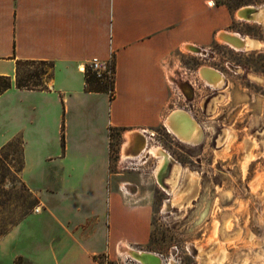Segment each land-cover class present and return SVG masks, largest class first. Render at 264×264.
I'll return each mask as SVG.
<instances>
[{"label":"crops","instance_id":"crops-1","mask_svg":"<svg viewBox=\"0 0 264 264\" xmlns=\"http://www.w3.org/2000/svg\"><path fill=\"white\" fill-rule=\"evenodd\" d=\"M233 18L216 0H0V76L11 80L0 150L19 142L17 175L37 200L0 239V264H102L100 255L149 241L150 208L120 192L130 196L133 182L118 171L121 149L131 134L128 152L148 158L174 109L169 65ZM112 55L113 94L89 90L80 66ZM20 61L51 64L47 86L19 87Z\"/></svg>","mask_w":264,"mask_h":264},{"label":"rangeland","instance_id":"rangeland-1","mask_svg":"<svg viewBox=\"0 0 264 264\" xmlns=\"http://www.w3.org/2000/svg\"><path fill=\"white\" fill-rule=\"evenodd\" d=\"M216 3L226 5L234 17L225 30L259 44L236 50L216 32L206 45L185 46L169 65L172 107L186 111L201 131L198 142L188 143L167 126V131L160 129L151 140L149 146H159L170 156L161 183L174 192L159 184L155 174L159 158L152 154L145 153L146 161L122 157L118 167L133 180L127 185L130 196L120 189L124 200L128 204L141 201L152 212L149 241L131 246L158 254L159 264L171 260L173 264H264V14L259 20H246L238 12L245 5L264 7V0ZM204 66L223 74L221 87L205 82L199 72ZM51 67L22 63L15 83L45 87ZM8 83L1 77L0 90ZM112 136V148L117 151L121 133L115 131ZM19 146L16 141L6 152L0 150V239L37 205L17 175ZM112 154V164L117 166L118 156ZM139 173L145 174L144 181ZM125 250L117 248L98 260L143 264L124 254Z\"/></svg>","mask_w":264,"mask_h":264},{"label":"bare ground","instance_id":"bare-ground-1","mask_svg":"<svg viewBox=\"0 0 264 264\" xmlns=\"http://www.w3.org/2000/svg\"><path fill=\"white\" fill-rule=\"evenodd\" d=\"M255 8H258V11L252 12V14L249 15L248 12L250 11V9L255 10ZM238 12H239V17L242 19L259 20V18L263 16L264 14V7L263 6L256 7L255 5H247V6L240 8ZM218 38L222 42L230 45L232 48L236 50L250 49L256 44L257 45L259 44L255 42L253 39H251L250 37H244L238 32L229 31L225 29L219 31ZM199 72H200L201 77L205 80L206 83L210 84V86L212 85L218 88V87H221L225 82L223 74L213 67L204 66L200 69ZM165 122L169 130L174 132L183 141H186L188 143H195V142H198L201 137L200 136L201 131L199 130V124L193 119L192 116L188 115L186 111H182L178 108L173 109V111L165 119ZM127 137L128 139L126 140L123 146V149H122V157L125 160L130 159V158H136L138 154H140V152H128L127 149L132 140L131 134H127ZM143 149L144 147L142 148V150ZM147 153L152 154L155 157L159 158V164L155 169V174H156L159 184L164 189H166V187L161 183V178H162V175L167 170L170 156L165 151H163L161 147L156 146V145L149 146L147 148ZM167 191L171 193V191L174 192V189L173 190L168 189ZM177 197L175 196L173 203H176ZM127 246L130 249L127 248L124 251V254H129V253L132 254V256L135 259H137L139 262L143 264H159L158 262L156 263L155 261L157 258H159L158 254L143 251L141 249H136L130 245H127ZM170 264H173L172 260Z\"/></svg>","mask_w":264,"mask_h":264},{"label":"built area","instance_id":"built-area-1","mask_svg":"<svg viewBox=\"0 0 264 264\" xmlns=\"http://www.w3.org/2000/svg\"><path fill=\"white\" fill-rule=\"evenodd\" d=\"M80 69L84 72L91 71L105 84H107V91L113 94L114 82L116 76V62L115 56L112 55L107 60L93 58L86 64H82Z\"/></svg>","mask_w":264,"mask_h":264},{"label":"trees","instance_id":"trees-1","mask_svg":"<svg viewBox=\"0 0 264 264\" xmlns=\"http://www.w3.org/2000/svg\"><path fill=\"white\" fill-rule=\"evenodd\" d=\"M22 63H31V62H18V69H17V73L19 72V68L20 65ZM7 78L9 80V83L6 84L2 90H0V94L7 89L8 87H10L11 85V80L9 77H4V76H0V78ZM86 77H87V88L89 90H101V91H107V84H105L104 82H102L95 73L91 72V71H87L86 72ZM19 87L23 88V86L21 84L18 85ZM63 139L65 140V135H63Z\"/></svg>","mask_w":264,"mask_h":264},{"label":"water","instance_id":"water-1","mask_svg":"<svg viewBox=\"0 0 264 264\" xmlns=\"http://www.w3.org/2000/svg\"><path fill=\"white\" fill-rule=\"evenodd\" d=\"M256 11H258V8H255V10H251V9H250V11L248 12V14L251 15L252 12H256Z\"/></svg>","mask_w":264,"mask_h":264}]
</instances>
